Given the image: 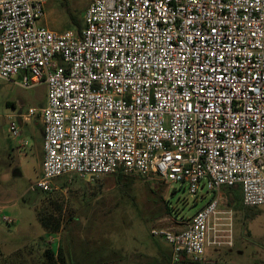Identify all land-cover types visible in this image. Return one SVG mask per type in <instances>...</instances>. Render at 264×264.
Returning a JSON list of instances; mask_svg holds the SVG:
<instances>
[{
	"label": "built area",
	"instance_id": "1",
	"mask_svg": "<svg viewBox=\"0 0 264 264\" xmlns=\"http://www.w3.org/2000/svg\"><path fill=\"white\" fill-rule=\"evenodd\" d=\"M46 3L0 0V80L47 87L43 108L19 115L42 124L34 188L157 176L192 196L240 187L245 207L264 205V0H90L83 26L63 33L41 25ZM226 220L212 200L184 228L151 234L174 259L206 263Z\"/></svg>",
	"mask_w": 264,
	"mask_h": 264
},
{
	"label": "rangeland",
	"instance_id": "2",
	"mask_svg": "<svg viewBox=\"0 0 264 264\" xmlns=\"http://www.w3.org/2000/svg\"><path fill=\"white\" fill-rule=\"evenodd\" d=\"M89 3L47 0L41 25L57 33L75 31L78 28L71 17L82 27ZM22 80L21 75L13 81L0 80V263L46 264V250L56 251L64 244L66 258L72 261V255L74 264H87L86 247L93 261L114 252L120 264H166L167 253L173 254V249L153 237L152 229L182 228L207 204L208 192L200 190L192 196L184 183H166L157 176L132 175L119 182L115 174L99 178L65 175L54 181L50 192L34 188L42 174L44 153L43 139L40 144L32 135H40L42 124L38 115L27 120L19 115L45 104L47 87L40 83L23 88ZM10 115L19 116L20 138L29 141L22 151L17 148L20 138L9 134ZM14 170L19 175L12 174ZM235 208L234 220H227L232 224L234 247L220 239L223 244L206 247L204 264H264V205L237 203ZM70 218L73 229L68 233L63 226ZM43 222L52 228L59 223L60 229L47 230Z\"/></svg>",
	"mask_w": 264,
	"mask_h": 264
},
{
	"label": "trees",
	"instance_id": "3",
	"mask_svg": "<svg viewBox=\"0 0 264 264\" xmlns=\"http://www.w3.org/2000/svg\"><path fill=\"white\" fill-rule=\"evenodd\" d=\"M71 22L78 28L80 29V23L77 22L73 17H71ZM9 105V104H8ZM12 107H15V104L12 103L10 104ZM117 175V180L119 182L122 181V179L124 177H128V176H132V175H125V174H116ZM74 221L73 218L68 219V221L66 222V225L63 226V228L69 233L70 231H72L73 226H72V222ZM43 225L45 226V228L47 230L50 231H59L60 229V224L58 223L54 228L50 227V225L46 222H43ZM72 240H70V244H69V248L73 249V244L71 242ZM88 246V245H87ZM72 253V252H71ZM47 259V263L46 264H74V258L72 257V255L70 256L72 258V261L66 258V254H65V249H64V244L59 246L58 249L56 251L53 250H46L45 252ZM85 262L87 264H120L121 259L118 256V254L114 253L112 254H107L106 257H104L102 260H98V261H93L91 258V253L90 250L86 247L85 248ZM68 262V263H67ZM204 264V263H200V262H194L192 260H190L189 258L186 257V255H181L177 260L174 259L173 254H171V252L167 253V263L166 264ZM1 264V263H0ZM45 264V263H44Z\"/></svg>",
	"mask_w": 264,
	"mask_h": 264
},
{
	"label": "crops",
	"instance_id": "4",
	"mask_svg": "<svg viewBox=\"0 0 264 264\" xmlns=\"http://www.w3.org/2000/svg\"><path fill=\"white\" fill-rule=\"evenodd\" d=\"M39 128H40V135L39 136L32 135V140L38 141L41 144L42 139H43V129H42V126H40ZM28 137L31 140V137L30 136H28ZM28 144H29V141H28ZM30 150H31V148H29L28 153H25V154L28 155ZM208 194H209L210 198L207 200V204L212 200H217L219 211L231 212V215H232L231 221H232V219L234 220V216H236L238 213V211H236L235 205L237 203L242 205L241 188L240 187H234V188L223 187L219 191L208 192ZM233 210H234V213H233ZM224 217H226V216H224ZM223 223L225 224V226L221 228V230L223 231V232H220L221 239H224L225 240L224 242L227 243L225 245H227L228 247L231 246V249H232L234 247V241H233V238L231 236V229H229V226L230 225L232 226V224L229 223L227 220L224 221ZM187 224H185L182 228H184ZM182 228H180V229H182ZM180 229H177V230H180Z\"/></svg>",
	"mask_w": 264,
	"mask_h": 264
},
{
	"label": "water",
	"instance_id": "5",
	"mask_svg": "<svg viewBox=\"0 0 264 264\" xmlns=\"http://www.w3.org/2000/svg\"><path fill=\"white\" fill-rule=\"evenodd\" d=\"M43 106H44V104L41 105L40 108H43ZM12 174H14V175H19V172H18V170H14V171L12 172Z\"/></svg>",
	"mask_w": 264,
	"mask_h": 264
}]
</instances>
